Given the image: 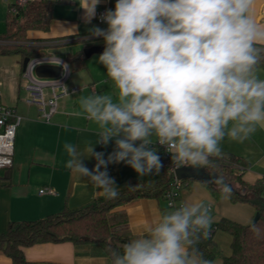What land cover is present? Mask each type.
Segmentation results:
<instances>
[{
  "label": "clouds",
  "instance_id": "clouds-1",
  "mask_svg": "<svg viewBox=\"0 0 264 264\" xmlns=\"http://www.w3.org/2000/svg\"><path fill=\"white\" fill-rule=\"evenodd\" d=\"M81 19L91 24L102 0H78ZM256 0H116L84 40L102 38L98 56L112 91L79 98L73 113L98 125V140L66 142L65 167L106 199L120 194L107 169L121 162L140 177L163 168V146L177 168H215L228 138L243 143L264 129V23ZM78 34V26H73ZM67 92V89H66ZM114 150L105 158L94 145ZM83 158L95 160L90 170ZM103 169V170H102ZM222 196L232 188L210 172ZM131 187H140L139 184ZM213 216L204 202L165 209L143 234L122 249L109 248L106 264H215L199 249L211 235ZM256 238L261 227L252 221Z\"/></svg>",
  "mask_w": 264,
  "mask_h": 264
},
{
  "label": "crops",
  "instance_id": "crops-1",
  "mask_svg": "<svg viewBox=\"0 0 264 264\" xmlns=\"http://www.w3.org/2000/svg\"><path fill=\"white\" fill-rule=\"evenodd\" d=\"M52 1L56 4L50 30L29 32V38L37 40L35 44L40 47L42 55L60 58L58 53L66 51V57L63 58L66 60L69 55L84 51L88 47L104 45L102 38L83 39L91 27L106 28L107 25L99 24L96 18L91 24H85L81 19L83 9L80 8L78 0ZM115 2L116 0H102L97 12L103 8L114 9ZM8 5L10 6V3ZM254 14L257 22L264 23V0H256ZM73 26H78V34L73 30ZM95 56H85L84 68L77 71L71 69L67 86L77 87L79 92L60 98L57 112L51 117L50 123H47L42 119L37 107L25 103L27 93L22 77L21 57L0 55L2 102L13 107L22 117L15 139L13 166L0 170V233H5L11 222L44 219L61 213L66 208H83L103 197L99 190L85 179L74 176L65 167L68 156L63 147L66 142L82 147L98 140V125L73 114L80 110L81 96L112 91L111 82L105 83L106 71ZM221 147L224 153L240 156L250 163V168L244 174L247 183L255 184L264 180V129H258L243 143L225 138ZM94 148L97 152H104L107 158L114 150L115 144L110 141L107 146L95 144ZM83 162L90 170L96 163L91 158H83ZM107 171L120 191L133 180L150 181L160 175L159 173L140 177L123 162L110 164ZM7 172L11 175L9 180L3 177ZM43 189H53L54 194H40ZM201 201L213 208L215 225L222 219L248 225L256 216L252 205L234 203L230 197L222 195L217 197L208 186L199 181H193L182 191L179 205ZM165 209L166 204L158 199L142 198L116 211L127 214V228L132 239L143 234L147 226ZM214 241L222 253V257L216 258L214 262L223 264V258L232 254V238L223 231H217ZM23 252L28 264H106L107 261V257L98 253L93 245L76 246L70 242L37 244L24 248ZM0 264L13 263L6 254L0 252Z\"/></svg>",
  "mask_w": 264,
  "mask_h": 264
},
{
  "label": "trees",
  "instance_id": "trees-1",
  "mask_svg": "<svg viewBox=\"0 0 264 264\" xmlns=\"http://www.w3.org/2000/svg\"><path fill=\"white\" fill-rule=\"evenodd\" d=\"M52 0H39L28 3L20 10L19 15H8L7 30L0 34V40L6 41L0 45V55H18L22 63L26 58L41 56L37 40L29 38L30 31L50 30L54 19ZM70 68L77 71L85 67L84 51L69 55L66 59ZM163 168L155 180L129 182L115 199L104 196L96 199L88 206L79 209L66 208L61 213L50 215L36 221L11 222L5 233H0V252L6 254L13 264H28L23 249L43 243L70 242L76 246L93 245L103 256H108L109 248L122 249L130 239L128 231V216L116 209L131 204L142 198H155L167 206L166 193L172 186L173 178L164 165L162 151H158ZM224 157L214 161L216 167L206 169L208 173L215 172L224 177L225 182L232 188L230 196L234 203L252 205L256 214L260 215L258 224L262 234L258 239L249 230L248 225L222 219L217 225V231H223L232 238L229 257L223 258V264H264V180L249 184L244 180V174L250 168V163L237 155L224 153ZM4 179L11 178L10 173L3 175ZM194 178L182 180L184 188L190 186ZM219 197L221 192L217 186L205 181H199ZM139 184L140 187H129ZM180 201V198L178 199ZM199 249L205 258L215 260L220 250L214 241V235L201 240Z\"/></svg>",
  "mask_w": 264,
  "mask_h": 264
},
{
  "label": "built area",
  "instance_id": "built-area-1",
  "mask_svg": "<svg viewBox=\"0 0 264 264\" xmlns=\"http://www.w3.org/2000/svg\"><path fill=\"white\" fill-rule=\"evenodd\" d=\"M37 0H14V3L9 6V14L19 15L20 10L28 3ZM103 8L97 12L96 21L99 24L103 23L99 16L106 10ZM6 41L0 40V45H5ZM41 65H58L61 67V74L58 78H38L35 75V70ZM71 75V68L65 59L53 55H41L30 58L22 77L24 80V88L27 96L25 103L29 106H35L39 109L42 119L50 123L51 117L57 112L60 98L76 94L79 88L67 86V81ZM67 89V92H66ZM22 123V117L18 115L13 107L6 106L2 102V85L0 83V170L10 169L14 162V149L17 130ZM158 151H162L164 165L168 172L172 175L173 183L169 191L166 193L167 206H179L178 199L182 191L185 189L182 185V180L176 176L177 168L171 160V154L166 151L163 146L153 144ZM40 194H54L53 189H43ZM211 207V206H210ZM213 212V208L211 207ZM217 232L216 225L212 224L211 235Z\"/></svg>",
  "mask_w": 264,
  "mask_h": 264
},
{
  "label": "water",
  "instance_id": "water-1",
  "mask_svg": "<svg viewBox=\"0 0 264 264\" xmlns=\"http://www.w3.org/2000/svg\"><path fill=\"white\" fill-rule=\"evenodd\" d=\"M104 49V45H95L88 47L84 50V54L87 58H90L94 54H101ZM30 58H26L23 62V70H25ZM61 74V67L58 65H41L36 68L35 75L38 78H58ZM176 176L179 180L194 178L197 181H209L213 178L209 175L206 169H194L192 167H181L176 171ZM212 184V183H211ZM215 185V184H214ZM260 215L257 213L254 222H258Z\"/></svg>",
  "mask_w": 264,
  "mask_h": 264
},
{
  "label": "rangeland",
  "instance_id": "rangeland-1",
  "mask_svg": "<svg viewBox=\"0 0 264 264\" xmlns=\"http://www.w3.org/2000/svg\"><path fill=\"white\" fill-rule=\"evenodd\" d=\"M8 3L12 4L14 3V0H0V34H4L7 30V18H8V13H9V5ZM60 58H65L66 57V51L63 52H59L58 53ZM96 55L95 57H98V54H94ZM218 257H222V253L220 252V255L217 256Z\"/></svg>",
  "mask_w": 264,
  "mask_h": 264
}]
</instances>
